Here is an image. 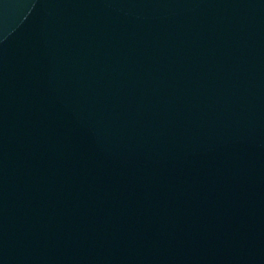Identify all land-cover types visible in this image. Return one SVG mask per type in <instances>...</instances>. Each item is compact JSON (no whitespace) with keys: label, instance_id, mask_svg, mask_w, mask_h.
<instances>
[{"label":"water","instance_id":"obj_1","mask_svg":"<svg viewBox=\"0 0 264 264\" xmlns=\"http://www.w3.org/2000/svg\"><path fill=\"white\" fill-rule=\"evenodd\" d=\"M0 264H264V0H0Z\"/></svg>","mask_w":264,"mask_h":264}]
</instances>
